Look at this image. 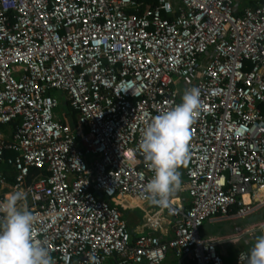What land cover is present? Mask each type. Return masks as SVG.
Masks as SVG:
<instances>
[{"label":"built area","instance_id":"1","mask_svg":"<svg viewBox=\"0 0 264 264\" xmlns=\"http://www.w3.org/2000/svg\"><path fill=\"white\" fill-rule=\"evenodd\" d=\"M248 3L0 0V201L26 193L35 238L56 264H161L169 251L224 264L217 245L239 236L201 238L203 221L264 207L254 199L264 185V0ZM192 87L202 107L184 170L188 203L150 205L173 222L171 237H132L110 201L146 202L144 122ZM255 231L264 234V220L246 229Z\"/></svg>","mask_w":264,"mask_h":264},{"label":"clouds","instance_id":"2","mask_svg":"<svg viewBox=\"0 0 264 264\" xmlns=\"http://www.w3.org/2000/svg\"><path fill=\"white\" fill-rule=\"evenodd\" d=\"M182 102L144 122L137 146L153 173L142 199L150 205L168 208L181 190L179 169L191 158V126L202 107L200 89H186ZM26 193L12 192L0 201V264H56L49 249L35 238V216L23 206ZM247 264H264V234L256 237L245 257ZM93 264H99L92 257Z\"/></svg>","mask_w":264,"mask_h":264},{"label":"crops","instance_id":"3","mask_svg":"<svg viewBox=\"0 0 264 264\" xmlns=\"http://www.w3.org/2000/svg\"><path fill=\"white\" fill-rule=\"evenodd\" d=\"M185 166H182L179 171L181 173V182H182V186H181V190L176 194L175 198V202H178V200L176 199L177 197L182 199V201L184 202V204L186 205L188 203V195L186 193V191L184 190V170H185ZM264 198V187H260L259 189L256 190L255 194H254V199L256 200H260ZM121 206H118L119 209L121 210L122 216L124 218V220L126 221L128 230L131 234L132 237H135L137 235L140 234H145V233H151V234H155L158 235L161 238H169L173 235V222L169 219V217H167L166 215L161 216V214L156 213L155 215H151V211H152V207L150 206L149 203L147 202H135L133 200H124L122 203H120ZM264 207L260 208L263 209ZM260 209L256 210L255 212L247 215H253L256 212H258ZM246 217V216H245ZM236 219L239 218H235V217H231L228 219H222V220H208L209 222H232ZM264 220V216L263 218L259 221H263ZM259 222H253L251 221L249 224L245 225V226H238L235 232H232L229 235H237L239 236V238L237 240L234 241H225L228 242L229 244H231L232 246V250H233V259H235L236 254L240 251V250H246V245H249L252 237H255L254 233L249 234L246 232V229L250 228L252 225L259 223ZM154 226V227H153ZM227 229H229V227L226 225L224 227H221L219 229V231L224 232ZM245 234H249L250 239H248L246 237L245 241H244V245H240V236H244ZM200 235V233H199ZM224 235V234H222ZM229 235H225V236H229ZM215 237L217 236L216 234L213 235H209L203 238H208V237ZM221 236V235H218ZM201 237V236H200ZM202 238V237H201ZM220 244L217 245V247ZM248 253L250 252V250H246ZM219 252V251H218ZM220 253V252H219ZM222 257L224 256V254H226L224 251H221ZM105 264H117L115 258H109L106 260ZM140 264H144V263H140ZM161 264H192L189 260L183 259V258H179L177 257L174 252L169 251L165 257V259L161 262ZM230 264V263H229Z\"/></svg>","mask_w":264,"mask_h":264},{"label":"rangeland","instance_id":"4","mask_svg":"<svg viewBox=\"0 0 264 264\" xmlns=\"http://www.w3.org/2000/svg\"><path fill=\"white\" fill-rule=\"evenodd\" d=\"M54 93H57V92L54 91ZM57 94H59V93H57ZM59 98L61 99V104L62 105L59 106L56 109V111L62 115L63 114L62 113L63 109H66L67 106H65L63 104L64 101H65L64 96H62L60 94ZM5 127H6V125H2V126H0V129H3ZM113 201L116 202V198H114ZM263 216H264V208L260 209L258 212H256L253 215L242 217V218L236 219V220H234L232 222H214L213 223V222H209L208 220H204L203 223H202V226L199 228V233H200V236L202 238L206 237V236H209V235H213V234H216L217 236L218 235H222V234L229 235L232 232H235L237 230L236 228L238 226H245V225L249 224L251 221L259 222L263 218ZM226 225L229 227V229H227L224 232L219 231V229L221 227H224ZM254 235H255V237H252V240H251L250 244L246 245V247H245L246 250H248V251L254 246L256 237L259 236L257 231H255ZM246 237L248 239H250L249 234H245L244 236H242V235L240 236V245H244V241H245ZM217 250L220 253H221V251H224L226 253L222 257L224 264H229V263H232L234 261L232 246L228 242L220 243V245L217 247Z\"/></svg>","mask_w":264,"mask_h":264},{"label":"trees","instance_id":"5","mask_svg":"<svg viewBox=\"0 0 264 264\" xmlns=\"http://www.w3.org/2000/svg\"><path fill=\"white\" fill-rule=\"evenodd\" d=\"M241 3H242V5L243 4H249L248 3V0H241ZM59 95L60 94H57V96L59 97ZM60 99V98H59ZM60 101H61V99H60ZM65 106H67V108L66 109H64V112H63V114H62V121L63 122H68V123H70L72 126H73V124H74V114H75V112L68 106V102L65 100L64 101V103H63ZM62 105V104H61ZM6 156H8V157H12L13 156V153L12 152H10V151H7L6 152ZM11 179V178H10ZM12 180V179H11ZM111 203H114V204H117L118 206H121V204L120 203H118L117 201V203L116 202H114L113 200L112 201H110Z\"/></svg>","mask_w":264,"mask_h":264},{"label":"bare ground","instance_id":"6","mask_svg":"<svg viewBox=\"0 0 264 264\" xmlns=\"http://www.w3.org/2000/svg\"><path fill=\"white\" fill-rule=\"evenodd\" d=\"M260 187H264V185H262V186H260ZM260 187H259V188H260ZM259 188H258V189H259Z\"/></svg>","mask_w":264,"mask_h":264}]
</instances>
